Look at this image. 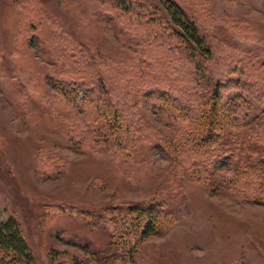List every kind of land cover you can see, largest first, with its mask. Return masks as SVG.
Masks as SVG:
<instances>
[{
	"label": "rangeland",
	"instance_id": "rangeland-1",
	"mask_svg": "<svg viewBox=\"0 0 264 264\" xmlns=\"http://www.w3.org/2000/svg\"><path fill=\"white\" fill-rule=\"evenodd\" d=\"M117 1L0 0V229L14 218L38 264H51L49 253L55 264L75 256L105 264L111 232L97 216L155 202L171 215L169 225L142 240L130 261L113 264H264V205L237 195L227 182L239 159L253 162L264 155V0H142L181 22L179 6L215 44V67L225 70V81L238 78L243 86L241 109L222 99L211 111L213 126L229 135L232 154L217 163L209 183L173 172L162 140L177 135L182 123L165 125L144 102L139 106L151 140L138 141L130 156L111 147L77 151L66 139L68 128L59 130L56 114L44 111L50 102L62 104L49 81L57 65L66 64L64 56L58 62L60 50L71 48L74 39L115 88L125 82L129 61H121L138 57L148 28L132 14L104 16ZM34 5L43 10V22L25 26L21 12L30 15ZM128 23L138 27L139 40L125 29ZM163 53L150 50L149 61ZM25 108L31 115L23 114ZM225 111L233 124L219 120Z\"/></svg>",
	"mask_w": 264,
	"mask_h": 264
},
{
	"label": "trees",
	"instance_id": "trees-1",
	"mask_svg": "<svg viewBox=\"0 0 264 264\" xmlns=\"http://www.w3.org/2000/svg\"><path fill=\"white\" fill-rule=\"evenodd\" d=\"M176 9L183 16L181 22L142 0H119L113 8L110 6V12H102L104 16L114 13L116 17L129 19L132 14L134 19L137 18L148 28L146 37L141 38V43L137 45L138 57L121 61L122 65L129 61V71L124 72L126 69L122 73L123 77L126 75L125 82H122L121 88H115L118 86L105 77L104 72H98L88 49L74 39L71 48L63 46L60 50L58 62L64 56L66 64H58L49 81V87L61 96L53 98L57 97L62 104L50 102L45 105L44 111L56 114L53 122L59 130L68 128L70 138L66 139L73 143L72 147L77 151L111 147L130 156L138 141L151 140V126L139 106L144 102L165 125L182 123L177 135L162 140L177 169L173 168V172L190 176L195 174V179L209 183L210 176L218 170L217 163L230 158L232 154V149H228L225 142L229 135L224 129L219 132L218 127L213 126L216 118H213L211 111L222 99L236 105L235 109H241L240 96L244 89L240 87L238 78L225 81V70L215 67L217 57L213 55L215 44L211 38L199 32L193 19L179 6L176 5ZM30 11V15L21 12V23L34 27L42 24L43 10L34 5ZM138 20L133 25H137ZM129 25L126 24L125 29L139 40L142 34L138 27ZM144 38L145 43L142 44ZM152 49L164 52L156 58L158 61L155 58L154 62L149 61V51ZM37 84L36 81L34 86ZM21 89L26 91L24 86ZM82 90L85 93L79 97ZM27 98L28 104L33 103L30 95ZM253 105H245V112L250 111ZM25 109L23 114L31 115L30 108ZM224 114L226 117L220 116L219 120L233 124L234 119L228 120L226 111ZM216 133L218 137L222 135L221 140L216 139ZM235 166V172L227 180L228 187L242 198L264 205V155L253 162L241 158ZM79 216L83 217L84 214L80 213ZM170 216L161 203L155 202L115 208L109 210L106 216H97L111 232L103 260L107 264L124 259L130 261L142 240L152 235L157 227L160 232L169 225ZM49 255L50 263L55 264L54 257L51 253ZM69 261L67 264H87L84 257L75 256ZM0 264H38L24 232L14 218L0 229Z\"/></svg>",
	"mask_w": 264,
	"mask_h": 264
}]
</instances>
